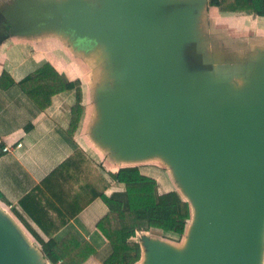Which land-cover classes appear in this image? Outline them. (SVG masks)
<instances>
[{
	"label": "water",
	"instance_id": "95a60500",
	"mask_svg": "<svg viewBox=\"0 0 264 264\" xmlns=\"http://www.w3.org/2000/svg\"><path fill=\"white\" fill-rule=\"evenodd\" d=\"M198 8L69 0L52 15L98 38L119 71L102 97V140L126 159L164 160L192 205L188 249L145 241L144 264H264V63L239 92L194 68L186 51ZM42 256L0 214V264H40Z\"/></svg>",
	"mask_w": 264,
	"mask_h": 264
},
{
	"label": "crops",
	"instance_id": "0c3cea01",
	"mask_svg": "<svg viewBox=\"0 0 264 264\" xmlns=\"http://www.w3.org/2000/svg\"><path fill=\"white\" fill-rule=\"evenodd\" d=\"M68 1L0 0V79L6 73L13 81L0 87V191L6 199L0 201V214L28 235L30 241H26L38 253L41 246L26 232L24 221L45 240L48 236L43 231H58L53 233L55 239L73 233L98 252L107 247L97 225L108 207L92 195L123 192V186L112 179L121 168L137 166L157 181L160 194L177 191L182 196L164 160L126 159L102 140V97L116 89L119 71L108 66L106 47L98 38L81 36L54 19V9ZM212 1L170 0L199 6L188 36L209 67V77L239 92L264 63V17L224 12ZM45 64L81 84L83 114L74 133L76 90L55 95L42 111L19 86ZM18 144L22 147L13 153L1 152L4 146ZM73 158L76 163L65 165ZM74 213L78 214L72 217ZM40 264L52 263L42 256ZM84 264L102 262L91 257Z\"/></svg>",
	"mask_w": 264,
	"mask_h": 264
},
{
	"label": "trees",
	"instance_id": "16d2710c",
	"mask_svg": "<svg viewBox=\"0 0 264 264\" xmlns=\"http://www.w3.org/2000/svg\"><path fill=\"white\" fill-rule=\"evenodd\" d=\"M212 3L224 12L264 17V0H213ZM187 54L197 59V67H194L189 60L194 68L209 69L203 65L202 57L197 53L194 44L187 48ZM12 83L10 76L3 74L0 87L5 88ZM80 85L79 81H68L50 64L43 65L33 75L19 83L23 92L42 111L51 105L55 95L76 90L77 104L73 108L72 133L77 129L83 114ZM72 163H76V158L69 159L65 165ZM112 179L123 186V192L114 193L111 196L97 192L92 195L93 198H101L108 207L107 215L97 225L108 241L107 247L101 252H98L89 242L81 241L73 233L59 240L53 237V233L58 231H43L48 236V240H45L38 231L31 229L20 217L18 211L14 209L13 212L24 221L28 232L41 246L44 256L52 264H84L91 257H97L102 264H140L143 251L136 237L138 233L151 230L161 231L165 238L176 242L182 241L192 221L193 208L180 193L172 191L160 194L157 181L144 175L137 166L121 168L112 175ZM0 201L6 202L1 191ZM23 205L26 207V201ZM77 214L74 213L72 217ZM33 216L41 224L39 216L36 214Z\"/></svg>",
	"mask_w": 264,
	"mask_h": 264
},
{
	"label": "rangeland",
	"instance_id": "374dc122",
	"mask_svg": "<svg viewBox=\"0 0 264 264\" xmlns=\"http://www.w3.org/2000/svg\"><path fill=\"white\" fill-rule=\"evenodd\" d=\"M182 196L184 197L183 194H182ZM191 223L192 222H190V225H191ZM26 232L29 234V236L32 237V235L28 231H26ZM190 232H192V231H188L186 236L180 242H176L175 240L170 239V238H165L163 236V233L161 231H158V230H151L149 232L138 233V235L136 237V241L141 244L142 251H143V259H142V262L140 264H144V262H146V260L148 261V256L146 253L149 254V252H150L149 246L147 245V242H145V241L151 240L154 242H159V243H162L164 245H170L173 248L177 249L178 251H183L185 249H188L190 241L192 240V236L190 235ZM33 240L36 243V240L34 238H33Z\"/></svg>",
	"mask_w": 264,
	"mask_h": 264
},
{
	"label": "built area",
	"instance_id": "2783aa9c",
	"mask_svg": "<svg viewBox=\"0 0 264 264\" xmlns=\"http://www.w3.org/2000/svg\"><path fill=\"white\" fill-rule=\"evenodd\" d=\"M22 144H18L16 147H11V146H4L1 149V152L3 153H13L17 148H21Z\"/></svg>",
	"mask_w": 264,
	"mask_h": 264
},
{
	"label": "flooded vegetation",
	"instance_id": "af4514ba",
	"mask_svg": "<svg viewBox=\"0 0 264 264\" xmlns=\"http://www.w3.org/2000/svg\"><path fill=\"white\" fill-rule=\"evenodd\" d=\"M190 62L194 67H197V59L193 58L191 55L187 54ZM204 65V64H203Z\"/></svg>",
	"mask_w": 264,
	"mask_h": 264
},
{
	"label": "bare ground",
	"instance_id": "6f19581e",
	"mask_svg": "<svg viewBox=\"0 0 264 264\" xmlns=\"http://www.w3.org/2000/svg\"><path fill=\"white\" fill-rule=\"evenodd\" d=\"M191 225L189 226V229H188V231H190V229H191ZM22 233H23V235H24V237L26 238V240L28 241L29 239H28V235L27 234H25L23 231H21ZM30 241V240H29ZM32 246V245H31ZM33 249H34V247H33Z\"/></svg>",
	"mask_w": 264,
	"mask_h": 264
}]
</instances>
